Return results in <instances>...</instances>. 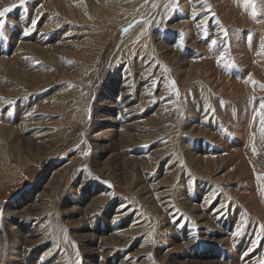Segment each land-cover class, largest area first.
Returning a JSON list of instances; mask_svg holds the SVG:
<instances>
[{"label": "rangeland", "instance_id": "1", "mask_svg": "<svg viewBox=\"0 0 264 264\" xmlns=\"http://www.w3.org/2000/svg\"><path fill=\"white\" fill-rule=\"evenodd\" d=\"M253 4L26 0L5 14L0 264H85L83 243L95 264L264 262Z\"/></svg>", "mask_w": 264, "mask_h": 264}, {"label": "snow or ice", "instance_id": "2", "mask_svg": "<svg viewBox=\"0 0 264 264\" xmlns=\"http://www.w3.org/2000/svg\"><path fill=\"white\" fill-rule=\"evenodd\" d=\"M146 2H147V0H146ZM25 3H26V0H19V5H12V7H5L2 10H0V37H3V35H4L3 28H4V25H5V21H4L3 17L5 16V14L8 13V12H10L12 10V8L18 7V6H23V5H25ZM245 4L246 5L253 4V0H245ZM153 7H156V5L153 4ZM196 15H197V13L194 11L193 12V18L194 19H195ZM251 15H252L253 18L256 17V12H255V6H254V4H253V12L251 13ZM35 23H36V21L33 20V26L35 25ZM205 23H206V21H203L202 20L200 22V26H203ZM129 27H131V25ZM25 34L27 35L28 33L25 32ZM224 35H227V33L225 32ZM216 43H217V41L215 39H213L211 41V44H209V48L211 49L212 46H214ZM219 60H223V54H221V56L219 57ZM249 79H251V77H249ZM252 82L255 83V81H252ZM262 87H264V86H262ZM260 109L261 110H264V98H261V101H260ZM259 114L261 115V121H262V123H264V112H261ZM261 131L264 132V128H262ZM253 152L255 153V149L254 148H253ZM87 154H88L87 152L84 153V155H87ZM257 179L258 180L264 179V176H258ZM77 255H79V253H77ZM76 264H80L79 260L76 261ZM262 264H264V262H262Z\"/></svg>", "mask_w": 264, "mask_h": 264}, {"label": "bare ground", "instance_id": "3", "mask_svg": "<svg viewBox=\"0 0 264 264\" xmlns=\"http://www.w3.org/2000/svg\"><path fill=\"white\" fill-rule=\"evenodd\" d=\"M2 127V126H1ZM10 128V127H9ZM5 129V128H4ZM3 129V130H4ZM9 130V129H8ZM3 132H5L6 134H8V131L6 130H4ZM3 132H1L2 133V136H3ZM7 137H8V135H6ZM6 140V139H5ZM11 147H12V145H11ZM16 201H18V200H16ZM14 204H16V203H14ZM15 228V227H14ZM11 229V228H10ZM10 229H9V231H10ZM15 231V230H14ZM18 232V231H17ZM11 234V233H10ZM85 235V234H84ZM89 235V234H88ZM82 236H83V234H82ZM15 239H16V243L17 242H19V237H18V235L17 234H15ZM82 245H84V249H85V251H86V255H88V256H85L84 258H85V264H95L94 262H93V254H92V251L91 250H89L90 248L89 247H91L92 245L91 244H86V243H83ZM87 248H89L88 250H87ZM16 252V251H15ZM18 252H20V251H18ZM19 255V254H18ZM90 258H91V260H90ZM20 264V263H19Z\"/></svg>", "mask_w": 264, "mask_h": 264}]
</instances>
